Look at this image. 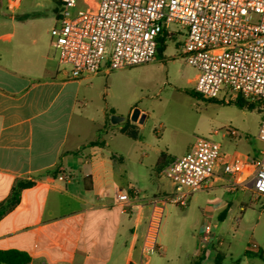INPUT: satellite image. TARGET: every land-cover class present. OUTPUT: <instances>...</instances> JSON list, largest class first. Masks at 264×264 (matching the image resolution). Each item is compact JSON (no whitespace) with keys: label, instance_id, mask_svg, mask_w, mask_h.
Masks as SVG:
<instances>
[{"label":"crops","instance_id":"crops-1","mask_svg":"<svg viewBox=\"0 0 264 264\" xmlns=\"http://www.w3.org/2000/svg\"><path fill=\"white\" fill-rule=\"evenodd\" d=\"M26 1L9 10L7 0H0V204L18 181L35 184L0 220V250L25 252L30 264H142L147 210L123 207L117 194L137 191L141 198H150L169 193L172 184L161 171L176 157L160 152L154 175L147 180L143 161L147 155L139 133L132 138L122 132L142 123L106 119L114 71H102L90 80L71 78L51 46L50 30L60 8ZM35 8L42 13L35 14ZM45 21L50 24L47 29L41 28ZM104 81V131L99 139L84 144L82 131L96 119L87 114L94 101L82 89L99 88ZM116 126L117 142L126 155L108 150L107 134ZM162 154L164 166L158 168ZM54 169L60 171L57 176L48 173ZM226 179L214 178L211 189L232 193L226 189ZM241 191L264 198L252 189ZM231 206L230 201L219 199L203 215L220 220L225 213L226 220ZM216 236L218 242L211 250L216 252L215 264H222V239ZM256 253L264 257L262 248Z\"/></svg>","mask_w":264,"mask_h":264},{"label":"built area","instance_id":"built-area-1","mask_svg":"<svg viewBox=\"0 0 264 264\" xmlns=\"http://www.w3.org/2000/svg\"><path fill=\"white\" fill-rule=\"evenodd\" d=\"M22 0H7V9ZM176 26V27H173ZM182 33L185 62L196 71V92L217 99L222 90L237 93L263 112L259 138L264 144V0H60L50 30L58 62L71 78L90 80L153 62L161 39ZM226 136L238 137L227 130ZM172 190L150 198L120 191L123 207L145 214L142 264L157 250L160 227L169 204L187 206L197 192L210 190L214 178H227L229 192L252 189L264 196V147L258 156L224 153L219 142L197 137L190 150L162 169ZM218 242L209 221L199 235V254ZM221 243V240H219ZM251 249L260 252L254 244Z\"/></svg>","mask_w":264,"mask_h":264},{"label":"rangeland","instance_id":"rangeland-1","mask_svg":"<svg viewBox=\"0 0 264 264\" xmlns=\"http://www.w3.org/2000/svg\"><path fill=\"white\" fill-rule=\"evenodd\" d=\"M37 1L60 8L58 0L26 2ZM42 11L34 9L35 14ZM41 25L47 29L50 24L45 21ZM184 39L182 33L166 37L165 50L158 53L153 62L114 71L106 119L109 123H113L114 117L133 122L131 115L135 110L145 114L144 122L132 129L139 133L141 149L147 155L143 161L148 181L154 175L153 166L160 152L169 158L181 157L197 137L219 142L222 151L230 154L258 156L264 147L259 138L262 110L256 106L251 109L238 106L237 93L232 91L222 90L217 99H205L196 94L197 71L182 56ZM64 68L70 70L69 66ZM99 85L95 89L86 86L82 89L83 95L94 101L87 107V114L96 119L94 125H87L82 131L84 144L99 139L104 131L105 116L101 109L105 106L102 89L106 82ZM227 130L236 131L238 137L226 136ZM107 135L108 150L126 155L125 148L117 142L118 127ZM83 153L87 155L89 149L85 148ZM219 199L231 202L232 211L227 219L204 216L205 209ZM209 221L213 232L222 239L219 250L222 264H264V257L251 249L256 244L264 250V198L259 199L250 191L227 193L221 188L194 193L185 207L167 206L158 235V244L163 250L149 255L148 264H194L197 260L200 264H215L216 252L212 250L201 260L198 257L199 235Z\"/></svg>","mask_w":264,"mask_h":264},{"label":"trees","instance_id":"trees-1","mask_svg":"<svg viewBox=\"0 0 264 264\" xmlns=\"http://www.w3.org/2000/svg\"><path fill=\"white\" fill-rule=\"evenodd\" d=\"M165 39H161L160 46L158 48V52L161 54L165 50ZM197 95H199L196 92ZM235 103L240 107H248L253 108L252 105L248 104L245 100H243L241 97H239ZM122 132H125L128 136L135 138L137 135V132L133 129H126L122 130ZM165 155L162 154L158 161V168H161L164 166ZM52 176H57L60 171L58 169H54L48 172ZM35 184L34 180H20L18 181L13 189L10 197L2 202L0 204V220L11 210H13L20 202L21 194L22 192L32 187ZM225 217V213H222L220 216V220H223ZM31 258L30 256L22 251L15 250V249H8V250H0V264H30Z\"/></svg>","mask_w":264,"mask_h":264},{"label":"water","instance_id":"water-1","mask_svg":"<svg viewBox=\"0 0 264 264\" xmlns=\"http://www.w3.org/2000/svg\"><path fill=\"white\" fill-rule=\"evenodd\" d=\"M144 117H145L144 115L141 116V113H140L139 110H135V111L133 112V114L131 115V120L134 121V122L143 123V121H144ZM121 120H123V119H120V118H116V117H114L113 120H112V122H113V123H117V122H119V121H121Z\"/></svg>","mask_w":264,"mask_h":264}]
</instances>
